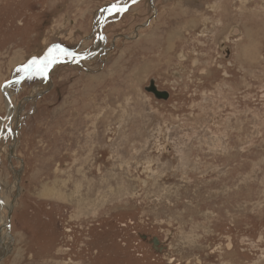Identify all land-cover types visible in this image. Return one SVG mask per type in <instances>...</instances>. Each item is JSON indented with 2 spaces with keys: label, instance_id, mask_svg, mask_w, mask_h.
Segmentation results:
<instances>
[{
  "label": "rangeland",
  "instance_id": "obj_1",
  "mask_svg": "<svg viewBox=\"0 0 264 264\" xmlns=\"http://www.w3.org/2000/svg\"><path fill=\"white\" fill-rule=\"evenodd\" d=\"M126 1L0 0V264H264V0H141L18 82Z\"/></svg>",
  "mask_w": 264,
  "mask_h": 264
},
{
  "label": "water",
  "instance_id": "obj_2",
  "mask_svg": "<svg viewBox=\"0 0 264 264\" xmlns=\"http://www.w3.org/2000/svg\"><path fill=\"white\" fill-rule=\"evenodd\" d=\"M138 1L140 0H132L131 2H127V3H123V4H120L118 3L121 7H125V8H129L132 4L134 3H137ZM112 5L108 6V7H105L104 9L107 10L109 8H111ZM106 19V16L103 15V17L100 19V20H97L96 22V29H97V37L99 38H102L104 37V34L102 32L103 30V24H104V21ZM54 46H58V44H54L52 45L50 48H53ZM59 46H62V47H65L67 51H70V50H73V49H76V48H72V49H69L68 47L66 46H63V45H59ZM95 50H97L96 48H93V50L89 51V52H86L84 54H82L83 56L82 57H79V58H76V59H73L71 61H68V62H81L82 61V58L84 59H87V57L90 56L91 52H95ZM37 58V57H36ZM41 58V57H40ZM40 58H37V59H40ZM43 58V57H42ZM59 63H65L64 60H60L59 62L51 65L48 69V72H47V79L50 81L51 80V72L53 70V66L56 65V64H59ZM26 77V74L23 75L22 77H19V83ZM14 79L16 78H12L9 83L13 82ZM4 88V87H3ZM2 88V91H5V88L3 89ZM147 91L153 93L157 98L159 99H167L168 98V92H161L160 90H158L157 86L155 85V82H151V85L147 87ZM8 92V91H7ZM7 92H5V95H7V99H8V107L9 109H15V106L11 103V100L7 94ZM9 93V92H8ZM16 126H15V129L14 131L12 132V138H13V145L11 146L10 150H11V155H13L14 151H15V146H16V143L18 141V135H19V127L21 125V119H20V116H18V120L16 121ZM16 178H17V185H18V193H20V179H21V172L18 170L17 173H16ZM11 217H12V205H10L9 207V215H8V221L6 222V224H2L1 226V229H3V227L5 226V228H8V231L10 232V227H11ZM7 255V249L4 251V253L2 254V256H0V261Z\"/></svg>",
  "mask_w": 264,
  "mask_h": 264
},
{
  "label": "snow or ice",
  "instance_id": "obj_3",
  "mask_svg": "<svg viewBox=\"0 0 264 264\" xmlns=\"http://www.w3.org/2000/svg\"><path fill=\"white\" fill-rule=\"evenodd\" d=\"M110 12L123 13L126 11L125 7H121L118 3H114L109 9ZM75 57L74 53L68 52L66 49L54 46L48 50L47 55L40 59H32L26 63L23 67L18 69L20 72H24L27 78H32L35 75L46 76L48 69L51 65L59 62L62 57Z\"/></svg>",
  "mask_w": 264,
  "mask_h": 264
},
{
  "label": "bare ground",
  "instance_id": "obj_4",
  "mask_svg": "<svg viewBox=\"0 0 264 264\" xmlns=\"http://www.w3.org/2000/svg\"><path fill=\"white\" fill-rule=\"evenodd\" d=\"M130 1H131V0H127L125 3L130 2ZM140 3H141V2H140ZM151 3H152V2H151ZM122 4H123V3H122ZM138 4H139V3H138ZM138 4L133 5V7H131V9H134V7L137 6ZM153 5H154V4H153ZM154 8L156 9L155 5H154ZM108 11H109V10L103 12L102 15H107V14H108ZM153 13H154V12H153ZM96 39L99 41V42L96 41V43H97V42L100 43V44L102 43V45L100 46V44H99L98 47L96 48L97 50H95V52H91L90 56H94L95 54H102V53L104 52V50L106 49V48L104 47V41H105V38H103L104 40L102 39V41H100L98 38H96ZM58 46H59V45H58ZM59 47H60V46H59ZM100 47H101V48H100ZM3 50H4V49H3ZM68 52H69V51H68ZM82 56H83V55H81V56H79V57H82ZM79 57H78V58H79ZM34 58H36V57H34ZM34 58H32V59H34ZM32 59H31V60H32ZM36 59H37V58H36ZM82 59H84V58H82ZM31 60H29V61H31ZM62 60H63V59H62ZM16 78L19 79V77H16ZM18 82H19V80H18ZM7 84H8V83H7ZM7 84H6V85H7ZM9 86H10V85H9ZM7 88H8V87L5 88V91H2L3 94H4V96H5L6 101H8V99H7V95H5V92H7V91H6ZM8 91H10V90H8ZM8 96H9V98H10V100H11V97H12V96H11L10 93H8ZM8 109H9V108H8ZM10 111H12V112L14 113L15 109H14V110L10 109ZM15 114H16V113H15ZM135 146H136V145H135ZM157 182H158V181H157ZM1 200H2V201H5V200H3V199L0 198V202H1ZM8 201H9V200H8ZM4 203H5V202H4ZM3 205H4V204H3ZM6 207H7V205H6ZM9 207H10V205L7 207L8 211H9ZM91 207H92V206H91ZM1 216H2V215H1ZM5 220H6V219H5ZM4 223H5V222H3V224H4ZM2 234H4V233H2ZM2 236H3V235H2ZM2 238H3V237H0V240L2 241V244H4L3 246H4V250H5V248H6V247H5V245H6L5 243H6V242H4L5 240L2 239ZM2 248H3V247H2ZM2 251H3V250H2Z\"/></svg>",
  "mask_w": 264,
  "mask_h": 264
},
{
  "label": "flooded vegetation",
  "instance_id": "obj_5",
  "mask_svg": "<svg viewBox=\"0 0 264 264\" xmlns=\"http://www.w3.org/2000/svg\"><path fill=\"white\" fill-rule=\"evenodd\" d=\"M132 1V0H131ZM140 2L142 3V1L140 0ZM139 1L137 2V3H134V4H132V5H136V4H138V3H140ZM131 5V6H132ZM130 6V7H131ZM130 7L128 8V9H130ZM96 36H97V34H96ZM95 37V36H94ZM96 38H98L100 41H102V38H99V37H96ZM104 38V37H103ZM104 40V39H103ZM248 47V46H247ZM245 52H248V50H246ZM73 60V59H72ZM68 61H71V60H68ZM68 61H66L65 63H76V62H68ZM159 90V89H158ZM161 92H163L164 90L162 89V90H160ZM164 92H166L167 93V91H164ZM163 92V93H164ZM168 98L167 99H169V97H170V95H171V93H170V91L168 92ZM159 99V98H158Z\"/></svg>",
  "mask_w": 264,
  "mask_h": 264
}]
</instances>
